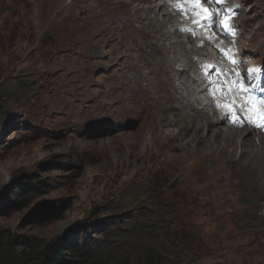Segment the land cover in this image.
<instances>
[{"label": "rangeland", "instance_id": "obj_1", "mask_svg": "<svg viewBox=\"0 0 264 264\" xmlns=\"http://www.w3.org/2000/svg\"><path fill=\"white\" fill-rule=\"evenodd\" d=\"M57 1L0 0V239L15 237L27 252L53 242L69 264L82 259L78 248L90 264H264V160L214 162L194 156L193 145L167 152L151 143L143 118L124 112L110 90L137 52L120 54L96 35L91 60L69 56L64 50L85 36L61 22ZM163 1H150L160 20ZM235 1L241 36L232 43L242 70L264 62V0ZM167 29L169 48L178 40L180 52L193 46L204 69L216 59L225 79L232 65L224 55L173 33L171 22ZM168 70L161 76L171 80Z\"/></svg>", "mask_w": 264, "mask_h": 264}, {"label": "bare ground", "instance_id": "obj_2", "mask_svg": "<svg viewBox=\"0 0 264 264\" xmlns=\"http://www.w3.org/2000/svg\"><path fill=\"white\" fill-rule=\"evenodd\" d=\"M150 1L153 0H72L66 4L64 0L57 1V6L55 5L57 14L66 13L61 22L78 26L81 29L80 36H85V41L81 44L74 40L73 45L70 44L64 51L69 53V56L76 55L79 61H83V57L91 60L99 53L93 40L96 35L100 36V43L113 41L120 54L135 50L137 61L128 63L127 68L120 73L121 81L118 84L113 82L110 90L114 92L113 94L116 93L113 99L115 103H121L124 112L143 118L141 126L145 125L146 131L152 136L151 143L158 144L164 151L193 145L196 147L192 150L196 151L194 156L203 158L210 155L214 162H223L225 159L224 162H238L246 157L264 160V131L248 123L236 126L227 118V113L223 111L220 114L222 110L228 109L223 106L217 107V104H220L217 97H220L221 87L216 92L214 89L225 80L218 74L216 66L218 61L215 64L209 62V67L204 69L205 62L196 59L198 55L193 46L180 52L177 47L184 43L178 40L176 43L171 41L172 46L169 48L165 43L172 38L167 24L171 22L173 33L179 34L182 33L179 29L189 22L172 20L167 12L171 6L169 0H164L157 12L162 13L163 20L157 16L153 17L156 11ZM237 27L239 24L236 29ZM219 35L225 38L223 33L219 32ZM212 36L211 41H204L213 46L215 53H221L217 45L237 50L232 40L225 38L226 42L223 43L224 40L220 41ZM188 40L190 43L191 41L201 43L199 35L196 37L188 35ZM160 47L163 48L161 51L166 49L167 54L163 55ZM154 57L156 59L153 61L157 58H162V61L154 63L152 61ZM145 58L148 61H143ZM184 60L185 64L182 62ZM196 63L198 68L194 69ZM165 67L171 68L165 71L166 77L172 76L171 80L161 76ZM146 70L148 73L144 72ZM189 70L194 71V77L190 75ZM119 89L120 91L116 92ZM256 91L264 95L257 89ZM221 93L225 101L223 105L229 104L230 101L222 90ZM237 102H241V97H237ZM236 111L239 112V109ZM244 118L246 119V116ZM227 121L232 123L230 129L220 126ZM244 132L247 134L243 135ZM252 132H258L261 136L253 141ZM188 134L190 137L185 139ZM140 141L142 132L129 144ZM238 152L239 158L236 157ZM204 170L201 168L200 172Z\"/></svg>", "mask_w": 264, "mask_h": 264}, {"label": "snow or ice", "instance_id": "obj_3", "mask_svg": "<svg viewBox=\"0 0 264 264\" xmlns=\"http://www.w3.org/2000/svg\"><path fill=\"white\" fill-rule=\"evenodd\" d=\"M221 3L222 0H169L173 10L180 12L182 19L189 22L179 30L193 37L199 35L202 42L211 41L212 31H219L226 38L235 37V25L231 20L236 14L235 6L223 8L220 6ZM207 5L213 7L209 8ZM217 48L232 65L231 68L223 69V75L229 79H225L221 86L222 92L230 101L229 104L223 105L228 109L227 118L236 126L248 123L264 131V95L256 91L260 87V80L264 79V69L257 67L248 69L247 73H240L236 70L240 61L235 59V50L225 49L220 45H217ZM218 74H220L219 69ZM260 91L264 93V88ZM238 96L241 97L240 103H237ZM217 107L221 105L217 104ZM237 109L239 112L236 111ZM241 114H244L246 119Z\"/></svg>", "mask_w": 264, "mask_h": 264}, {"label": "trees", "instance_id": "obj_4", "mask_svg": "<svg viewBox=\"0 0 264 264\" xmlns=\"http://www.w3.org/2000/svg\"><path fill=\"white\" fill-rule=\"evenodd\" d=\"M16 242L15 237L10 236L7 242L2 235L0 239V264H69L64 259L61 248L59 246L55 247L53 242L42 248L39 246L31 252H27V250L20 251ZM76 253L82 258L76 264H90L88 262L89 255L83 249L78 248Z\"/></svg>", "mask_w": 264, "mask_h": 264}]
</instances>
